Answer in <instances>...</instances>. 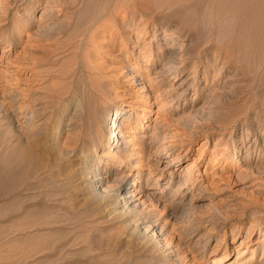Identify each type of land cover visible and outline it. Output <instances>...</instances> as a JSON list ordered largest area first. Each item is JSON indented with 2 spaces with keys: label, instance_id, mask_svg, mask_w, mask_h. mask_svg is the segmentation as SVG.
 I'll return each mask as SVG.
<instances>
[{
  "label": "rangeland",
  "instance_id": "rangeland-1",
  "mask_svg": "<svg viewBox=\"0 0 264 264\" xmlns=\"http://www.w3.org/2000/svg\"><path fill=\"white\" fill-rule=\"evenodd\" d=\"M79 1L32 0L27 8L18 3L19 10L12 11L23 31L9 58L22 56L29 67L22 77L28 97L41 96L37 100L45 102L64 86L80 91L91 81L94 86L106 82L104 95H91L96 113L130 110L134 116L127 114V122L144 126L131 138L135 151L125 144L118 148L123 154L143 152L141 177L135 180L142 191L130 206L138 223L155 226L156 239L167 241L181 264H264V0H136L139 29L119 22L122 44L114 47L108 46L107 35L80 40L81 27L73 24ZM142 48L149 52H139ZM3 63L0 70H5ZM92 66H100L102 74L88 71ZM131 159L136 163V157ZM165 166L168 170L160 172ZM0 169L7 178L6 164ZM126 174L131 176L122 183ZM134 179L124 165L114 166L103 188L123 187L126 193ZM8 184L4 181L0 192L7 195ZM0 195V207L7 208L11 199ZM87 209L78 213L81 223L73 230L72 236H81L79 243L94 227L92 209ZM11 215L0 216V264H27L23 237L15 246L7 242L10 226L24 224L22 214ZM95 228L98 243L122 233L117 223ZM122 241V250L142 258L137 264L164 255L165 249L153 242ZM67 249L63 252L72 250Z\"/></svg>",
  "mask_w": 264,
  "mask_h": 264
},
{
  "label": "bare ground",
  "instance_id": "bare-ground-1",
  "mask_svg": "<svg viewBox=\"0 0 264 264\" xmlns=\"http://www.w3.org/2000/svg\"><path fill=\"white\" fill-rule=\"evenodd\" d=\"M31 1L12 0V4H6L0 0V44L3 46L0 63L4 60L6 64V66L3 65L5 70H0V153H3L0 157V168L6 164L9 169L8 176V172L5 174L7 178L2 175L0 169V187L4 181L9 182L7 195L2 192L0 194L11 199L7 200L10 202L7 208L0 207V216L6 212L14 216L18 212L24 217L22 218L24 224L19 222L22 224L20 227L9 225L10 232L7 235L11 234L12 237L7 242L15 246L20 239L18 237H23L27 264H137L142 258H133L134 252L132 251L134 250H122L123 247L120 248L119 241L123 240L122 242L125 241L124 243L127 244V242L133 241L134 243V240L139 239L145 244L153 242L158 248L165 249L163 256L154 255L148 258L145 264H181L179 255H175L174 251L170 250L169 243L156 239L155 226L143 222L139 224L140 220L133 215L134 209L130 206L142 191L135 180L140 176L139 153L143 152L124 153V155L118 151V148L125 144V146L130 145L128 146L131 148L130 151H135V148L131 147V138L137 130H142L144 126L139 123L140 126L137 127L135 123L127 122V114L129 118L134 116L130 110L107 108L103 113H96V104L92 101L91 95H104L108 89L106 82H100V80L94 86L91 81L87 84L86 90L83 89L84 86H81L80 91L78 87L69 89L67 86V89L64 86L67 91L64 87V89H57L45 102L44 99L38 101L36 95L28 97L27 86L22 77L27 75L26 70L29 67L21 55L16 61H10L9 52L19 45L23 31L22 28L19 29L20 27L16 26L11 13L12 11L17 12L19 6L27 8L31 5ZM79 2L80 10L78 9L77 12L74 10L75 15L73 16V13L71 15L76 19L73 24L81 27L79 29L81 31L79 36L82 37L80 40L85 37L92 40L97 35H107L108 46L114 47L122 44L123 37L119 30V22L128 27H137L136 13L133 11V8L138 5L136 0H127L125 3L123 0H80ZM18 3L19 6H17ZM59 4L58 7L64 11L62 4L60 6ZM93 7L94 10H92ZM50 12L47 11L45 14ZM144 26L146 25L142 27ZM136 29H139V26ZM127 30L131 31V29ZM141 31L143 30L139 32ZM141 33L138 34L141 35ZM166 40L169 41L168 38ZM143 51L144 48L139 52ZM164 51H162V56ZM148 52V50L144 51L143 54ZM10 68L12 69L9 70ZM93 68L87 69L90 72L96 70L98 74H102L100 66V69ZM135 77L132 75L131 79ZM65 95H68V99L63 100L62 97ZM62 134H66L65 141H62ZM119 141L125 143H119ZM33 153L36 155L34 159ZM132 156L137 158L136 163L131 161ZM123 165L128 171L134 173L135 179L130 187L133 190L129 189L128 192L123 193L127 190L123 187L117 189L114 187L116 190L103 188L104 182L110 175V170L114 166ZM164 170H168L166 166L162 167L160 172ZM169 173L170 177L175 175L171 168ZM127 176L131 174H126L122 183ZM149 177H152L150 173ZM185 184L186 182L180 188L184 189ZM76 199L80 203L77 206L73 205ZM79 206L85 211L91 207L93 217L90 224L94 226L92 230H88L89 234L85 242L82 240L80 243L81 236H72L75 233L73 230L78 229L81 223L78 218L80 215L78 213L81 211H79ZM78 221L80 223H77ZM108 222L121 225V236L114 238L115 240H106V243H98V237L95 236L98 228L95 227ZM139 225H143L142 228ZM126 247L129 248L127 245ZM67 248H72V250L63 252ZM137 253L135 254L138 255ZM58 255L61 257L58 258ZM70 257L72 261L68 262L66 258Z\"/></svg>",
  "mask_w": 264,
  "mask_h": 264
}]
</instances>
